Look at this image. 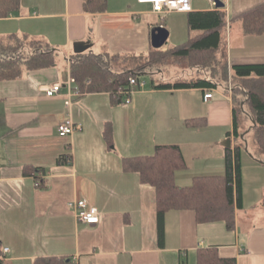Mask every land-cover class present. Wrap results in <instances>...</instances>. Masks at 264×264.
<instances>
[{
  "label": "crops",
  "instance_id": "0c3cea01",
  "mask_svg": "<svg viewBox=\"0 0 264 264\" xmlns=\"http://www.w3.org/2000/svg\"><path fill=\"white\" fill-rule=\"evenodd\" d=\"M221 1L225 25L218 52L228 72L233 63H264V32L243 33L240 21L231 19L264 0ZM216 7L210 0H189L187 10L159 14L150 3L107 0L104 11L88 12L82 0H20L15 13L0 18V35L26 33L56 48L54 65L0 80V264H31L41 255L68 257L74 264H213L222 258L264 264V210L252 205L264 196L244 207L242 175L233 227L222 220L199 222L191 209H168L160 240L155 190L123 166L124 158L151 154L156 144H177L186 164L174 172L177 185L223 175L224 138L230 137L231 146L235 142L227 135L228 88L157 87L200 74L189 70L195 76L176 80L158 69L150 84L140 78L144 85L127 101L97 91L79 92L64 103L75 42L95 53L143 58L152 47L153 27L168 30L161 49L172 48L190 35L189 11ZM55 82L62 84L59 93L46 95L44 89ZM204 92L211 97L205 100ZM67 116L79 126L59 135L57 125ZM192 118L196 122L187 124ZM73 199L96 207L99 221H80L67 206Z\"/></svg>",
  "mask_w": 264,
  "mask_h": 264
},
{
  "label": "trees",
  "instance_id": "16d2710c",
  "mask_svg": "<svg viewBox=\"0 0 264 264\" xmlns=\"http://www.w3.org/2000/svg\"><path fill=\"white\" fill-rule=\"evenodd\" d=\"M106 5L107 0H82L83 9L88 12L104 11ZM19 7L20 0H0V18L15 13ZM231 19L240 21L243 33L264 32V1ZM187 25L190 35L185 41L165 50L151 47L145 61L135 67L114 68L115 64L123 63L131 57L126 54L84 50L72 52L68 58L69 70L79 92L107 91L118 101L124 97L120 90L129 89V78L140 79V74L151 72L145 68L155 64H181L200 73L174 83H158L155 85L157 87L212 88L221 85L227 89L229 78L232 128L227 135L232 136L235 142L232 146L225 147L223 175L195 176L190 185H177L174 172L186 167L177 144H156L151 154L123 159L126 170H135L140 181L152 185L155 190L160 240L163 214L168 209H191L199 222L222 220L228 228L233 227L234 209L241 205V141L246 144V137L249 136L256 146L250 156L264 162V63H233L230 64L231 74L228 72L226 57L218 52L222 41L221 30L225 25L224 4L214 9L189 11ZM55 57L56 48L43 38L16 32L1 34L0 80L16 78L23 69L54 65ZM247 118L251 124L244 128L242 123ZM194 119H187L186 123L193 124L196 122ZM104 133H109L107 128ZM236 139H240V142L237 143ZM32 171L38 175L43 170L34 167ZM36 181L40 182L37 183L38 186L42 184V180ZM261 204L264 207V199ZM210 262L211 260H207L206 263ZM215 262L234 264L233 259L222 258ZM31 264L74 263L68 257L41 255L34 258Z\"/></svg>",
  "mask_w": 264,
  "mask_h": 264
},
{
  "label": "rangeland",
  "instance_id": "374dc122",
  "mask_svg": "<svg viewBox=\"0 0 264 264\" xmlns=\"http://www.w3.org/2000/svg\"><path fill=\"white\" fill-rule=\"evenodd\" d=\"M159 22L161 21L159 20ZM143 61H145V57L142 58V57H132L131 56V57H128L125 61H123V63L115 64L114 68L115 69H127L133 66L134 67L138 66L139 64L141 65ZM158 69L159 70L161 69L166 74L169 70V73H172V75L174 74L173 76L176 78V80L182 79L181 77L187 78L189 77V75L195 76L194 73L193 74L189 73L188 75V72L191 69L183 67L181 66V64L165 63V64H155L153 66L146 67L145 70H149L151 72L140 74L139 77L143 79L147 84H150L151 79H152L151 77L159 74V72H157ZM227 86H228V90H230L231 84H230L229 78L227 81ZM250 122H251L250 119L247 118L244 120L242 125L244 126V128H248L249 125L251 124ZM246 138H247L246 144H244L241 141L242 146L240 148L242 192H243L244 204H245L244 207H248L249 204H252L254 199L264 196V164L259 161L254 160L253 157L250 156V153L254 152V150L256 149V146L252 142L249 136H247ZM236 140H237V143L240 142V139H236ZM252 205H255V207L257 208L259 207V208H262L261 210H264L260 202L259 203L255 202Z\"/></svg>",
  "mask_w": 264,
  "mask_h": 264
},
{
  "label": "built area",
  "instance_id": "2783aa9c",
  "mask_svg": "<svg viewBox=\"0 0 264 264\" xmlns=\"http://www.w3.org/2000/svg\"><path fill=\"white\" fill-rule=\"evenodd\" d=\"M213 4H215V0H210ZM140 3H150L152 10L163 14L169 10H187L189 9V0H137ZM61 83L55 82L52 85L46 87L44 89L46 95H53L59 93L61 88ZM66 86L67 91L65 93V101L66 105L70 104L71 96L74 94H78L79 90L75 84V78L69 73L67 75V80L63 84ZM129 89L120 90L124 94V100H129L131 93L135 88L142 87L144 85V81L140 79H135L134 77H130L128 80ZM211 92H204L203 98L207 100L211 97ZM79 124L73 122V120L67 116L65 117L58 125L57 131L59 135H68L70 134ZM69 161V158L66 157ZM67 206L74 210L77 218L87 224H95L99 221V211L94 206H87L86 202L81 199H73L67 202ZM7 247L2 248V252L7 251Z\"/></svg>",
  "mask_w": 264,
  "mask_h": 264
},
{
  "label": "water",
  "instance_id": "95a60500",
  "mask_svg": "<svg viewBox=\"0 0 264 264\" xmlns=\"http://www.w3.org/2000/svg\"><path fill=\"white\" fill-rule=\"evenodd\" d=\"M215 5L216 6H222L223 2L221 0H215ZM167 36H168V30L165 27H163L161 25L153 27L150 30L151 46L154 48H160L163 45V43L165 42ZM88 46H89V44H86L85 42H81V41L75 42L73 44V52L84 51ZM223 145L225 147L230 146V137L225 138Z\"/></svg>",
  "mask_w": 264,
  "mask_h": 264
}]
</instances>
